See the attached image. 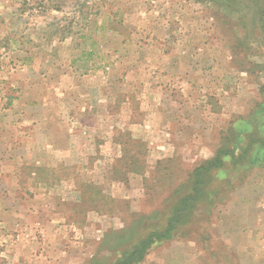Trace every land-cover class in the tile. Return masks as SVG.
Wrapping results in <instances>:
<instances>
[{
    "label": "rangeland",
    "instance_id": "rangeland-1",
    "mask_svg": "<svg viewBox=\"0 0 264 264\" xmlns=\"http://www.w3.org/2000/svg\"><path fill=\"white\" fill-rule=\"evenodd\" d=\"M254 2L0 0V264H117L219 146L211 200L132 264H264Z\"/></svg>",
    "mask_w": 264,
    "mask_h": 264
},
{
    "label": "trees",
    "instance_id": "trees-1",
    "mask_svg": "<svg viewBox=\"0 0 264 264\" xmlns=\"http://www.w3.org/2000/svg\"><path fill=\"white\" fill-rule=\"evenodd\" d=\"M255 1H257L258 3L254 2V12H257V15L263 16L262 18H264L263 0ZM262 18L259 19V22H261L260 29L264 35V20H262ZM225 153L226 151H224L223 148L219 146L216 149L213 157L205 160L194 169L193 173L191 174V183L188 184L190 186L189 189L187 191H184L183 193L180 192L179 190L181 189H179L175 191L173 195L171 194L175 198L178 197V201L172 208L168 210L169 216H167L166 218V228L164 230L160 232L157 230L153 231V229L148 227L149 225L146 224L144 220H142L138 221L135 228L133 227L131 228V230L125 229L124 231L120 232L118 240L125 241L127 238L130 240L137 233V241L127 246V248H124L126 250L125 257L118 260L117 264H132L134 261L137 262L141 260L145 249L148 247V245H151L155 241V239L173 236L174 230L172 228L171 222L173 221V219H176L177 215L179 217H182V213H186L188 211L187 209H192L193 205L199 203L200 201L205 202L207 200H211V194L209 193L207 187V178L211 175L213 176L216 171H222V169H224L223 167L225 166V161L223 160L222 156L225 155ZM228 158L231 162H237V160L240 159L239 155L237 154L235 157L230 154ZM197 185L198 187H196ZM170 199L166 200L165 204H168L170 202ZM139 229H145L147 230V232L143 236L138 237ZM133 256H135L136 259H134Z\"/></svg>",
    "mask_w": 264,
    "mask_h": 264
},
{
    "label": "crops",
    "instance_id": "crops-1",
    "mask_svg": "<svg viewBox=\"0 0 264 264\" xmlns=\"http://www.w3.org/2000/svg\"><path fill=\"white\" fill-rule=\"evenodd\" d=\"M41 129H42V128H41ZM233 253H234L235 257H237V259H236V260L238 261L237 264H239V254H238V253L236 254V252H235L234 250H233Z\"/></svg>",
    "mask_w": 264,
    "mask_h": 264
}]
</instances>
